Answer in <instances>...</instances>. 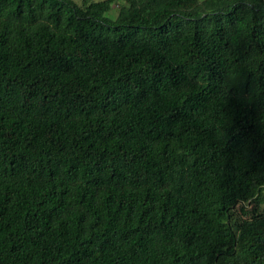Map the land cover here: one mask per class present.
I'll return each instance as SVG.
<instances>
[{
  "label": "trees",
  "instance_id": "trees-1",
  "mask_svg": "<svg viewBox=\"0 0 264 264\" xmlns=\"http://www.w3.org/2000/svg\"><path fill=\"white\" fill-rule=\"evenodd\" d=\"M0 0V264H264V0Z\"/></svg>",
  "mask_w": 264,
  "mask_h": 264
},
{
  "label": "rangeland",
  "instance_id": "rangeland-1",
  "mask_svg": "<svg viewBox=\"0 0 264 264\" xmlns=\"http://www.w3.org/2000/svg\"><path fill=\"white\" fill-rule=\"evenodd\" d=\"M77 3H81L82 0H74ZM93 1H97V0H93ZM124 0H115L111 6V8L105 12V16L111 18V19H115L118 14H119V9H120V5L124 4Z\"/></svg>",
  "mask_w": 264,
  "mask_h": 264
}]
</instances>
